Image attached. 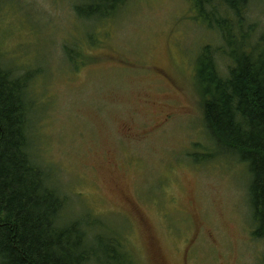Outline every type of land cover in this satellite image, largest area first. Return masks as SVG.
I'll return each instance as SVG.
<instances>
[{"label": "rangeland", "instance_id": "obj_1", "mask_svg": "<svg viewBox=\"0 0 264 264\" xmlns=\"http://www.w3.org/2000/svg\"><path fill=\"white\" fill-rule=\"evenodd\" d=\"M79 2L0 0V64L28 74V154L66 199L60 223L114 239L130 264H264L247 168L204 123L202 50L229 66L214 20L195 0H127L98 23ZM244 19L251 48L264 0Z\"/></svg>", "mask_w": 264, "mask_h": 264}, {"label": "trees", "instance_id": "obj_2", "mask_svg": "<svg viewBox=\"0 0 264 264\" xmlns=\"http://www.w3.org/2000/svg\"><path fill=\"white\" fill-rule=\"evenodd\" d=\"M79 1L76 14L99 23L127 0ZM251 1L195 0L204 21L214 20L211 26L226 42L223 57L229 61L228 74L222 77L205 47L197 83L205 84L200 88L204 123L215 145L247 168L253 234L264 240V28L249 48L253 29L244 31V18ZM205 5L212 13L199 10ZM220 5L234 22L218 20ZM27 76L17 77L0 64V264H130L114 239L94 236L82 221L60 223L66 199L48 186L46 173L28 154Z\"/></svg>", "mask_w": 264, "mask_h": 264}]
</instances>
